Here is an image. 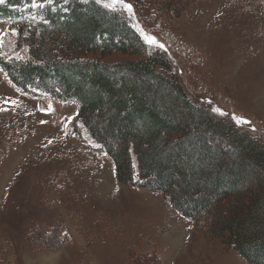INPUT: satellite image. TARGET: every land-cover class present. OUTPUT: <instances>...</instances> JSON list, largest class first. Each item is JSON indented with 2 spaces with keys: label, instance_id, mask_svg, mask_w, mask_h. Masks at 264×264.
<instances>
[{
  "label": "rangeland",
  "instance_id": "rangeland-1",
  "mask_svg": "<svg viewBox=\"0 0 264 264\" xmlns=\"http://www.w3.org/2000/svg\"><path fill=\"white\" fill-rule=\"evenodd\" d=\"M125 2L131 13L114 10L163 45L140 34L145 54L160 50L194 103L264 142V0ZM38 7L32 0L24 10ZM38 21L30 12L0 18V55L25 58L17 26ZM0 107L8 109L0 111V264H254L206 217L185 218L160 191L118 181L75 102L25 93L0 68Z\"/></svg>",
  "mask_w": 264,
  "mask_h": 264
},
{
  "label": "trees",
  "instance_id": "trees-1",
  "mask_svg": "<svg viewBox=\"0 0 264 264\" xmlns=\"http://www.w3.org/2000/svg\"><path fill=\"white\" fill-rule=\"evenodd\" d=\"M141 4L145 0H133ZM5 0L0 18L30 12L0 68L25 93L73 101L80 123L112 160L116 178L160 191L182 216L206 217L215 236L264 264V142L194 103L164 53L97 0ZM43 5V6H41ZM138 56L105 62L112 52ZM99 54L98 58L94 55Z\"/></svg>",
  "mask_w": 264,
  "mask_h": 264
},
{
  "label": "snow or ice",
  "instance_id": "snow-or-ice-1",
  "mask_svg": "<svg viewBox=\"0 0 264 264\" xmlns=\"http://www.w3.org/2000/svg\"><path fill=\"white\" fill-rule=\"evenodd\" d=\"M48 2L50 3L51 0H48ZM104 3V7L106 8H109V9H114L115 6L117 4H120L124 10L128 11L129 13L132 12V8L133 6L129 3H126L125 0H97V3ZM5 3V0H0V4H4ZM43 6V5H41ZM13 34L15 35V29L12 30ZM140 34L144 37L146 43H148L149 45H153V46H156V47H160V48H163V45L162 44H158V42L156 41L155 37H152V36H148L146 35L143 30H140ZM3 35H6V33H0V43H2V36ZM4 103L5 104H12V105H16L17 104V101H9L8 99H5L4 100ZM8 109L7 108H3V107H0V111H7ZM214 111H219V109H214ZM71 119V118H70ZM233 119L236 120L237 123H249L248 121L246 120H243V118H240V117H236V116H233ZM97 147H99V145H96Z\"/></svg>",
  "mask_w": 264,
  "mask_h": 264
}]
</instances>
